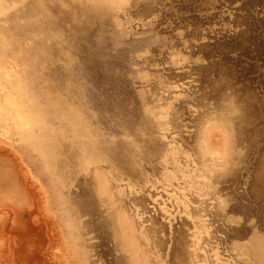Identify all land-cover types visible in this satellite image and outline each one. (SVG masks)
Returning a JSON list of instances; mask_svg holds the SVG:
<instances>
[{"label":"rangeland","instance_id":"rangeland-1","mask_svg":"<svg viewBox=\"0 0 264 264\" xmlns=\"http://www.w3.org/2000/svg\"><path fill=\"white\" fill-rule=\"evenodd\" d=\"M0 264H264V0H0Z\"/></svg>","mask_w":264,"mask_h":264}]
</instances>
